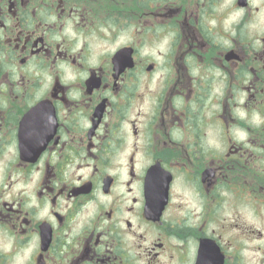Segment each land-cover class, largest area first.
<instances>
[{
    "label": "flooded vegetation",
    "instance_id": "flooded-vegetation-1",
    "mask_svg": "<svg viewBox=\"0 0 264 264\" xmlns=\"http://www.w3.org/2000/svg\"><path fill=\"white\" fill-rule=\"evenodd\" d=\"M0 264H264V0H0Z\"/></svg>",
    "mask_w": 264,
    "mask_h": 264
}]
</instances>
